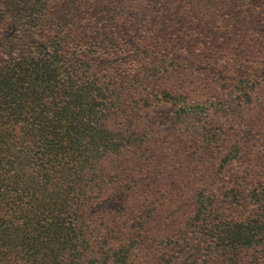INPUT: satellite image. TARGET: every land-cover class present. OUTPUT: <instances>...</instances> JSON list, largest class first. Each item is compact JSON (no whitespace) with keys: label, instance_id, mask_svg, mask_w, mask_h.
<instances>
[{"label":"trees","instance_id":"trees-1","mask_svg":"<svg viewBox=\"0 0 264 264\" xmlns=\"http://www.w3.org/2000/svg\"><path fill=\"white\" fill-rule=\"evenodd\" d=\"M0 264H264V0H0Z\"/></svg>","mask_w":264,"mask_h":264},{"label":"rangeland","instance_id":"rangeland-1","mask_svg":"<svg viewBox=\"0 0 264 264\" xmlns=\"http://www.w3.org/2000/svg\"><path fill=\"white\" fill-rule=\"evenodd\" d=\"M223 93H224V91L221 90L218 93V97L219 98L228 97V95L223 96ZM214 109H218V108H214ZM168 110H169V108L163 103H160V104H157L156 106H153L151 117L148 119V125H150L154 129L159 128L161 123L165 127H169L171 125L170 120H169V118L165 117V115H164V112L165 111L167 112ZM226 112L230 113V110L227 109ZM164 126H162V127H164Z\"/></svg>","mask_w":264,"mask_h":264}]
</instances>
